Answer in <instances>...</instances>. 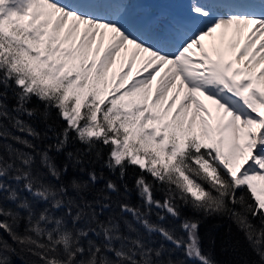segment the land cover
<instances>
[{
    "label": "snow or ice",
    "instance_id": "6c2138e0",
    "mask_svg": "<svg viewBox=\"0 0 264 264\" xmlns=\"http://www.w3.org/2000/svg\"><path fill=\"white\" fill-rule=\"evenodd\" d=\"M95 2L0 0V65L21 73L28 90L60 92L65 106L75 101L65 112L72 123L88 109L89 134L105 125L117 134L118 159L176 168L202 196L176 167L191 150L213 179L221 182L223 168L246 186L264 215V16L229 11L212 22L210 5L222 0H193L194 15L145 21L138 13L147 9L117 0L121 7L105 19L82 11Z\"/></svg>",
    "mask_w": 264,
    "mask_h": 264
},
{
    "label": "trees",
    "instance_id": "16d2710c",
    "mask_svg": "<svg viewBox=\"0 0 264 264\" xmlns=\"http://www.w3.org/2000/svg\"><path fill=\"white\" fill-rule=\"evenodd\" d=\"M21 77L10 65H0V162L6 169L0 174V204L19 214L18 222L4 214L0 221L13 219L15 231L23 234L33 213L50 212L68 227L88 229L85 245L90 239L112 243L103 251L114 258L122 242L140 241L152 264H264V215L256 213L247 187H236L226 170L220 169L221 182L203 178L209 195L224 196L221 205L209 208L166 175L155 176L129 158L116 159L109 136L81 131L95 125L91 113H82L75 127L64 118L56 93L28 90L18 83ZM182 156L195 166L191 150ZM73 181L82 182L83 189L74 188ZM44 185L61 189L63 197L91 209L95 219L88 212L79 218L70 203L56 205L55 192L46 196L37 190ZM42 223L57 226L55 219ZM105 225H114L120 235L109 239ZM21 248L0 224V264H43Z\"/></svg>",
    "mask_w": 264,
    "mask_h": 264
},
{
    "label": "clouds",
    "instance_id": "9594fccd",
    "mask_svg": "<svg viewBox=\"0 0 264 264\" xmlns=\"http://www.w3.org/2000/svg\"><path fill=\"white\" fill-rule=\"evenodd\" d=\"M4 171H6L5 166L0 162V174ZM22 174L30 176V173L26 171ZM72 186L78 190L83 189V183L80 181H73ZM37 190L42 191L46 196L55 192L56 205L70 203L73 209H79L77 213L79 218H83L84 213L88 212L89 216L95 219L91 209L80 207V202L74 198L63 197L61 189L44 185L42 189ZM0 214L11 215L18 222L19 214L5 209L2 204H0ZM29 219L31 222L23 234L15 231L13 219L0 221V224L22 246V253L29 251L39 256L43 264H152L149 249L144 248L140 241H136V246L122 242L121 247L115 249L116 258H114L103 251L104 248H113L112 243L98 244L94 239H90L85 245L82 237L87 234L88 229L68 227L63 217H53L50 212H41L38 217L33 213ZM53 219L57 223L54 228H48L46 223H42V221ZM104 235L109 239H115L120 233L114 230V225H105ZM82 253L84 255L77 259Z\"/></svg>",
    "mask_w": 264,
    "mask_h": 264
},
{
    "label": "rangeland",
    "instance_id": "374dc122",
    "mask_svg": "<svg viewBox=\"0 0 264 264\" xmlns=\"http://www.w3.org/2000/svg\"><path fill=\"white\" fill-rule=\"evenodd\" d=\"M176 1L181 2V3L185 2V0H176ZM182 9L185 10V8L183 7V4H182ZM241 43H243V41H241ZM54 93H56L62 100V93H60V92H54ZM74 103H75V101H70L67 106H65L63 103V106L65 107V110L63 111L64 112L63 115H64V118L69 121V123H71L72 121L69 118V116L65 115V112L70 111L71 108L74 106ZM82 113H90V111L88 109H84L82 111ZM74 125H75V127H77L78 126L77 122L74 123ZM94 127H95V125H92L85 130L82 128L81 131L83 133H85L86 136L97 138L100 135L89 134V129H92ZM105 128H106V130L103 134H105V136L110 137V141L114 147L112 155L116 159H118L116 153L123 151L122 143L117 144L115 142V139H114L117 134L114 131H112L111 129L107 128L106 125H105ZM103 134H101V135H103ZM120 139H121V141L123 139L122 133L120 134ZM123 158H129L132 162L138 164L143 169H146L147 171L153 173L155 176L163 177L166 175L170 179L174 180L177 184H179L182 189H184L186 192H188L193 197V199L197 200L198 202H204L205 205L209 208H213V207L216 208L215 206L221 205L222 199H224L223 198L224 196L219 195L218 192H216V191L215 192L213 191L214 192L213 195H209V192H207V189L205 187L206 182L203 179V178H205V176H209V175L207 173H205L199 167V165H197L195 163L194 160H193V163L195 164V166L189 165L188 162L186 160H184V156H182V155L177 158L176 167L180 168L184 172V174L187 175L193 181V183L199 187L200 191L203 193L202 196H196L195 194H193L191 191L188 190L183 177L180 175L179 172L176 171V168L162 169V170L157 171L154 167H152V165L150 163L146 164V165H141V164L137 163V161L135 160V158L132 155H126ZM123 158H120V159H123ZM149 159H151V158H149ZM210 178L214 182H217L216 179H213L212 177H210ZM154 228L157 229L156 227H154ZM148 239L150 240L151 238H148ZM151 243L153 244V240L151 241Z\"/></svg>",
    "mask_w": 264,
    "mask_h": 264
},
{
    "label": "bare ground",
    "instance_id": "6f19581e",
    "mask_svg": "<svg viewBox=\"0 0 264 264\" xmlns=\"http://www.w3.org/2000/svg\"><path fill=\"white\" fill-rule=\"evenodd\" d=\"M109 1V3L107 4V6L105 7V9L103 10V9H99V8H95V9H93V8H91L90 6H88L87 7V5H85L84 6V8L86 9V10H90V9H92V10H95L96 12H98L99 14H106L107 13V9H111V11L110 12H112V11H115L116 10V7L118 6V4H119V2H117V0H108ZM224 1H226V4H231V3H233V2H231V1H233V0H224ZM128 2L129 3H131V4H129L128 5V7H138L139 5L136 3V2H131L130 0H128ZM137 2H139V4L141 5L142 4V2H143V0H137ZM146 2H148V1H146ZM246 3H247V9H248V11L249 10H251V3L250 2H248V0L246 1ZM147 4H149V2L147 3ZM214 4H218L219 5V7L220 8H224V3L223 2H221V3H213V5ZM89 5V4H88ZM221 5H223V6H221ZM259 8V7H258ZM261 9V8H260ZM232 11H235V9H233ZM110 12H108V14H106L105 16H107L108 18H110L111 17V15H112V13H110ZM111 14V15H110ZM142 16H145V15H142ZM141 16V17H142ZM205 19H207V18H205ZM149 20H152V18L150 17L149 19H147V20H145V21H149ZM247 33H245V35H246ZM259 71V69H257V72Z\"/></svg>",
    "mask_w": 264,
    "mask_h": 264
}]
</instances>
